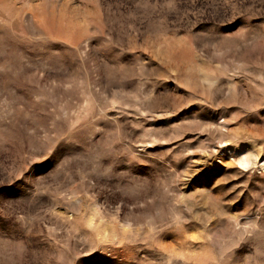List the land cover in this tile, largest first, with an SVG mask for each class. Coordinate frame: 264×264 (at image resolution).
Returning a JSON list of instances; mask_svg holds the SVG:
<instances>
[{
  "label": "rangeland",
  "instance_id": "rangeland-1",
  "mask_svg": "<svg viewBox=\"0 0 264 264\" xmlns=\"http://www.w3.org/2000/svg\"><path fill=\"white\" fill-rule=\"evenodd\" d=\"M0 264H264V0H0Z\"/></svg>",
  "mask_w": 264,
  "mask_h": 264
}]
</instances>
